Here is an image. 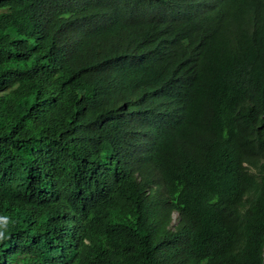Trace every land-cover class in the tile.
I'll return each mask as SVG.
<instances>
[{"label":"trees","instance_id":"1","mask_svg":"<svg viewBox=\"0 0 264 264\" xmlns=\"http://www.w3.org/2000/svg\"><path fill=\"white\" fill-rule=\"evenodd\" d=\"M113 2L0 0V264H264V0L211 72L219 25ZM83 23L104 45L79 58Z\"/></svg>","mask_w":264,"mask_h":264},{"label":"clouds","instance_id":"2","mask_svg":"<svg viewBox=\"0 0 264 264\" xmlns=\"http://www.w3.org/2000/svg\"><path fill=\"white\" fill-rule=\"evenodd\" d=\"M258 1L261 0H195L200 4H206L208 7L205 8L202 14L196 18L191 19L188 22V25L184 31H180L176 28V24L181 17V12L184 6L187 3V0H160V4L157 6L160 10L161 16H165L164 20L160 21L156 26L157 29L161 33H165L162 24H166L170 29L174 28L172 32L179 37L187 33H193L200 28H202L207 23H212L220 26V34L223 37L211 39L209 41L204 42L203 45L199 48L198 58L199 64L202 68L211 72L213 70H219L224 66L226 55L233 49L234 44L231 43L228 38L233 34V30L237 27H240L249 12V9L254 4H258ZM96 3H102L106 7L113 5V0H95ZM108 11L107 13H99L106 22H109V17L111 15ZM113 23V19L111 22ZM117 31L118 28L112 29ZM122 30V29H120ZM69 37L67 41L70 43L72 47H75L77 51H81L78 53L79 58L83 56L89 50L92 52L95 49L102 47L104 44L101 43V39L97 30L88 31L87 24L83 23L79 27H74L68 31ZM166 34V33H165ZM168 35V34H166ZM101 44V45H100ZM99 45V46H98ZM114 55L120 58L116 48H112L110 50ZM163 62H159L153 66H160ZM118 79L112 80V83H116ZM107 85L109 86L108 82ZM113 87H116L115 84H111ZM117 88V87H116ZM144 91L146 92L145 97H149L151 95V90H148L144 87ZM93 94V93H91ZM121 97H123L121 95ZM136 103L130 100H126L121 105V112L124 115H134L136 113ZM149 112V111H148ZM173 120L172 124L168 121V123L172 126V128L177 127V125L181 124L186 115V111L182 110L179 113H176L174 109L170 110ZM155 116L161 121L163 115L159 112L154 111L152 114L149 112L150 118L143 117L139 120L137 128L142 130V127H139L141 123H147L152 119V116ZM107 119L105 116L102 120ZM177 214V213H176ZM3 232L0 231V239H3Z\"/></svg>","mask_w":264,"mask_h":264},{"label":"rangeland","instance_id":"3","mask_svg":"<svg viewBox=\"0 0 264 264\" xmlns=\"http://www.w3.org/2000/svg\"><path fill=\"white\" fill-rule=\"evenodd\" d=\"M177 217H178V215L176 213L172 214V216H171V226H175L176 225L177 220H178Z\"/></svg>","mask_w":264,"mask_h":264}]
</instances>
